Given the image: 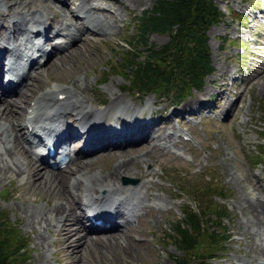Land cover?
I'll use <instances>...</instances> for the list:
<instances>
[{"label":"rangeland","instance_id":"obj_1","mask_svg":"<svg viewBox=\"0 0 264 264\" xmlns=\"http://www.w3.org/2000/svg\"><path fill=\"white\" fill-rule=\"evenodd\" d=\"M12 1L16 2L18 0ZM114 1V4L119 7L118 10L121 12L119 13L121 16L117 17V22H115L116 28L111 32L95 36L96 38L94 40L86 41L88 43L85 45L76 42V45H73L71 48L72 51L64 57L67 60L64 61L66 64H64L65 66L63 68H70L69 71L65 70V72L59 71L57 73L53 69L56 68V64L53 65L54 67L50 63L51 66L47 64V67L45 66L39 71L43 75L44 82L42 81L33 90L34 92L31 95H34L39 90H45V87L48 86H67L68 83L71 84L75 80H79L83 84L86 83V90H82L88 96L90 102L92 101L91 105L94 108L97 107L100 109L108 106L113 100V93L122 95L120 100L125 99L127 102H134L136 106L154 103L152 108L158 107L160 112L165 110L164 107L175 105L163 101L164 99L170 101L171 98L163 97L160 99L157 93H155L156 95L154 93L149 94V96L144 98V95H139L136 91L129 92L127 85H130V77L132 78L130 76V69L123 71L120 68L124 64L127 54H138L139 56L136 62H144L146 58L144 49L139 47L133 51L135 49L134 38L137 32L136 20L145 11L151 9L156 0ZM8 2H11V0ZM263 2L264 0L214 1L217 8L224 14V19L219 25L212 26L207 30V46L209 48L210 63L213 67L214 74L203 81L200 92L191 91L188 97L191 105L205 99L209 100L217 92L215 88L225 82L224 79H227L229 75L242 78L237 71H242L243 75L246 76L245 69L247 73L249 72L247 83L245 85L244 83L240 84V81L237 80L236 83L231 85L229 81V87H227L229 89L226 90L227 94L223 96V102L227 105L230 102V97L233 98L234 96H239L240 93L242 94L239 100L237 98L238 104L234 106V116L232 119L228 118V123L226 122L225 125L203 122L196 126H182L184 129H191L190 131L193 135L191 143L185 142L186 144H177L174 142L171 147H179L178 149L186 155L184 158L188 157L189 161L174 158L170 154V149L165 151L158 150L155 147L156 151L150 153L148 163L146 165L142 164L140 167L141 170L143 169V174H146L147 170H150L149 172L151 173H156L154 177L148 176L144 181L151 180L156 183L148 185L147 187L149 191L157 195L156 198L159 201L164 203L162 211H148L149 213L135 226L133 232H136L134 236H137L134 239L136 242L138 241V244L140 243L137 245V250L133 251L131 247L130 249L129 247L125 249H123L124 247H118L119 249H117L116 253V251H112L113 248H111L112 250L103 249L104 246L101 248L96 247V249L92 248L91 250L95 249L93 251L94 257H100L99 260L97 258L99 264H172V257L183 256L182 252L174 245V234L172 233L174 224L183 219L182 210L184 205L189 204L192 205L193 209H196L194 201L196 202L197 199H199V205L200 203L205 205L206 201L211 200L210 202L214 207L223 208L226 211L227 218L224 220L226 229L224 231L227 235L232 236L231 240L224 246L225 249L222 247L221 251L216 254L217 259L208 261V264H231V258L233 257L238 264H241V261L250 264V260H253V255L249 253L248 249L250 248V246L248 247L249 243L246 246V242L250 241L248 236L251 231V224L248 221L249 218H252L253 214H251L247 206L242 208L241 204H243L244 200L243 192L249 191L248 183L250 184V181L257 187H259L258 185L264 186V171L261 175V183L258 185L252 179L251 174L264 170V167H258V169L253 167L251 159L253 155L257 154L262 157V160L264 159V148L263 153H261L258 146L259 144H264V95L261 94L264 88V26L259 22L258 18L260 17L259 11L263 9L258 10L259 5ZM261 6L264 7V5ZM2 11L6 10L4 9ZM233 12L239 14L241 18L234 17L232 15ZM4 26L7 29L9 23L5 22ZM253 40L255 42L251 43ZM257 41H259V44H256ZM150 43L158 47L163 46L167 43V36L162 34L151 35L148 44ZM71 61L76 62L75 70L71 69ZM251 70L253 73L250 72ZM119 74H124L126 77L123 78ZM207 88L209 89L206 91L205 89ZM171 91L168 97H171ZM237 92L240 93L237 96L234 95ZM29 100L30 98H26L25 107ZM156 102H160V104ZM222 106L223 104L220 107ZM25 107H23V112ZM172 126L182 129L180 127L181 125ZM143 144L147 145V143L142 142L137 146L141 147ZM147 149L149 148L147 147ZM114 160L115 156L97 160L91 166L92 173H100L99 178L112 171ZM41 169L45 170L42 167ZM73 169L75 170V167H71L68 172H64V174L72 173L66 176L65 182L67 185L70 184L71 178L78 177V174H73L75 171L70 172ZM14 170L16 171L17 168H14ZM122 177L136 180L137 184L142 182L140 179L141 176L138 177L139 179L136 176L128 177L124 175ZM179 178H185V180H181L183 187L180 189L178 186L174 187L169 182ZM245 178L250 181H246ZM207 180H210V182ZM155 185H157L159 190L156 189ZM25 187L14 175L8 178L4 177L0 181V215H6L11 227L26 240L27 246L25 254H27V264H39L40 260L43 264H57V254L55 252L58 249L56 246L59 247V245L56 243L55 231H33L27 227V218H25L22 212L24 208H28L29 212H33L32 209L36 208L35 206L45 205L46 203L52 205L53 201H48L45 195L47 193H44L42 196L26 195L25 199L21 198L20 193ZM210 187L222 189L225 197L214 198L209 193ZM259 188L264 191L263 187ZM33 198L35 199L34 205ZM67 199L68 197L66 201ZM80 203L81 199L79 200V205ZM32 206L33 208H31ZM203 222H205L204 218H202ZM202 225L203 228L206 227L205 223ZM243 231H245V234L241 236ZM38 233L44 236V243L49 247V250L46 252L45 245L40 246L35 240V235ZM243 238H245L246 242H241ZM209 250L211 251V249ZM200 251L197 253H200ZM105 256L107 258L106 261H110L112 257L115 259L111 263H108L102 259ZM118 256L123 260H117ZM125 257L128 259L125 260ZM241 258H244V260ZM69 261L78 264L76 261H71V259ZM87 261L88 264H95L94 261L91 262L89 260L88 254Z\"/></svg>","mask_w":264,"mask_h":264},{"label":"bare ground","instance_id":"obj_2","mask_svg":"<svg viewBox=\"0 0 264 264\" xmlns=\"http://www.w3.org/2000/svg\"><path fill=\"white\" fill-rule=\"evenodd\" d=\"M8 1L0 0V16H5L9 19L17 17L21 19V22L13 21L12 27H17V29L13 28L7 36L12 52V57L10 58L12 63L9 69H11L10 72L19 81V84L16 89L3 90L0 96V181L4 177L8 178L14 175L23 186H26L20 193L21 198L25 199L26 195L42 196L47 193L45 195L48 201H53L52 205L46 203L45 205L37 204L36 208L32 206L33 212H29L28 208L22 209V212L27 218V227L33 231H55L56 243L59 245V247L56 246L58 249L55 252L57 254V264H75L71 263L70 259L78 264H88L87 254L91 262L94 261L95 264H99L98 260L100 257L98 256L97 260L93 255L96 247L101 248L104 246L103 249L105 250H112L111 248H113L112 251H116V253L117 249H119L118 247H124L123 249L127 247L130 249L131 247L133 251L137 250V245L140 243L138 244V241L136 242L134 239L137 236H134L136 232H133L135 226L149 213L148 211H162L164 205L162 201L156 198L157 195L149 191L147 187L155 182L151 180L144 181L148 176L154 177L156 173L154 174L147 170L146 174H143V169L141 170L140 166L148 163L150 153L156 151L155 147L158 150L165 149L174 139V135L165 133L166 128L156 126L154 119L160 113L156 109H151L154 103H149L145 108H140L134 102H127L125 99L120 100L122 95L113 93V100L108 106L100 109L94 108L91 105L92 101L90 102L83 91L86 90V83L83 84L79 80H75L71 84L68 83L67 86H48L45 87V90H39L34 95H31L34 92L33 90L44 80L42 73H39L42 69L36 71L41 66H37V61L31 59L33 61H31L30 70L27 73H20L17 70L19 58L21 57V48L26 47L28 44H30V47H35L34 44H31L32 38L23 37L24 34L28 33L34 38L36 36L43 37L41 45L36 46L37 52L43 54V45H51L52 52L43 54L47 60L46 65L51 64L53 66L56 64V68L53 69L57 73L59 71H69L70 68H63L64 64H66L64 61L67 60L64 57L72 51L69 45L73 42L85 45L88 43L86 41L94 40L95 36H100L102 33L111 32L115 29L117 17L121 16L119 14L121 12L118 10L119 7L114 4V0ZM112 5L115 6L112 7ZM4 9L6 14L1 15V11ZM50 33L52 38L49 36ZM58 36H61L62 39L59 38L52 45L53 38ZM57 52L59 53L57 54ZM6 54L7 48L0 46V71L3 66L1 60L5 59ZM71 66V69L75 70L76 62L71 61ZM208 89L205 90L207 91ZM215 89L225 90V85L221 83ZM16 92H19V94L17 98H14L13 94ZM261 94L264 95V88ZM60 95H63L64 99L59 100ZM26 98H30V100L25 107ZM237 98L239 100L240 97ZM237 98L233 104L228 106L230 109L226 115L231 119L234 116L233 111L238 101ZM217 100L219 103L218 107L225 110L224 97L219 94ZM31 103L33 104L31 105ZM221 104H223V108L220 107ZM189 106H191L190 102L184 103L180 106L179 111L173 110L171 114L185 111ZM23 107H25L24 112ZM29 109L30 112L27 113ZM149 112L151 117L147 120L148 116L145 117L143 114H148ZM118 116H123L133 121H127L128 125L118 127V123L115 121V117ZM139 116H141V119H138ZM63 118H75V121H79V127L76 129L83 131L82 126H85L87 128L86 137L90 139V143L98 145L96 149L81 153H89L88 155H75L71 166L75 167V170L73 169L70 172L75 171L73 174H78V177L71 178L69 185L66 184L65 180L66 176L72 173L64 174V172L71 167H67L57 173L42 170L41 166L35 161L36 155L32 151L26 136H24L27 135L28 127L31 126L32 128L28 134L33 138H43V135L50 137L63 134L66 141L77 142L79 140L77 132L74 131L73 126L63 122L61 120ZM103 120L107 122L109 127L103 125ZM43 125L45 127L40 128ZM155 127H157L156 130H154ZM23 129H25V132H22ZM144 140H147L145 142L147 145L143 144L141 147L135 145V142ZM122 147L129 148L120 149ZM102 150L107 151L101 154L92 153ZM112 156H115L112 171L99 178L100 173H92L91 166L97 160ZM14 168H17V170L15 171ZM124 175L128 177L136 176L137 178L141 176L142 183L137 187L121 185L120 178ZM245 180L250 181L247 178ZM155 186L159 190L157 185ZM248 187L249 191L243 192L244 200L241 205L242 208L247 206L251 214H253L248 221L251 224V231L248 236L250 241H247V243H249L248 247L250 246L248 248L249 253L253 255V260H250V264L252 262L254 264H264V191L253 185L251 181L250 184L248 183ZM99 192L103 194L101 197L97 196ZM131 197L135 199L133 203L129 202ZM80 199L81 203L79 205ZM32 200L34 205L35 199L33 198ZM83 201H85V207H83ZM93 206V211L96 215L111 211H113V215L119 213L126 215L127 210L131 212V215L125 216L123 226H118L110 232H95L94 229L85 226L84 218L86 210ZM97 234L102 235L95 236ZM244 234L245 231L241 233V236H244ZM42 236L39 233L36 234L35 240L40 246L43 244L46 246H44L46 252L48 251V245L44 243L45 238ZM92 248L95 249L91 250ZM68 258L70 259L68 260ZM102 259L111 263L115 258L112 257L110 261H106L107 258L105 256ZM126 259L128 258L125 257ZM117 260L123 259L118 256ZM39 264H43V262L40 260ZM241 264L249 263L241 261Z\"/></svg>","mask_w":264,"mask_h":264},{"label":"trees","instance_id":"obj_3","mask_svg":"<svg viewBox=\"0 0 264 264\" xmlns=\"http://www.w3.org/2000/svg\"><path fill=\"white\" fill-rule=\"evenodd\" d=\"M214 1L156 0L136 20L133 51L143 48L146 58L139 63L138 54H127L121 65L123 71L130 69L129 92L146 96L169 94L173 90L175 98L180 99L192 88H201L205 76L213 72L207 30L219 24L223 17ZM153 34L166 35L167 43L160 47L148 44ZM209 189L211 196L224 193L218 188ZM210 201L200 206L197 199L196 209L186 207L183 219L174 224V245L183 256L172 257V264H208L222 246L226 238L223 219L227 214ZM26 246V240L11 227L7 216L0 215V264H27Z\"/></svg>","mask_w":264,"mask_h":264}]
</instances>
